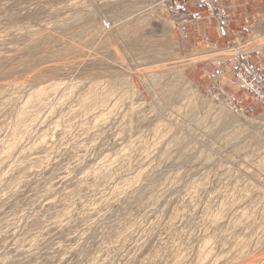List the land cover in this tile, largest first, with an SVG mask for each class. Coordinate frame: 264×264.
<instances>
[{"label": "rangeland", "instance_id": "rangeland-1", "mask_svg": "<svg viewBox=\"0 0 264 264\" xmlns=\"http://www.w3.org/2000/svg\"><path fill=\"white\" fill-rule=\"evenodd\" d=\"M178 15L0 0V264H264V14Z\"/></svg>", "mask_w": 264, "mask_h": 264}, {"label": "crops", "instance_id": "crops-1", "mask_svg": "<svg viewBox=\"0 0 264 264\" xmlns=\"http://www.w3.org/2000/svg\"><path fill=\"white\" fill-rule=\"evenodd\" d=\"M175 1L181 22L189 28L191 38L198 42L220 43L246 35L257 40V15L264 14V0H220L215 9L197 0ZM259 54L249 59L262 66L264 53Z\"/></svg>", "mask_w": 264, "mask_h": 264}]
</instances>
